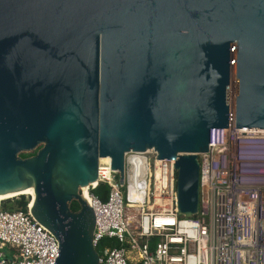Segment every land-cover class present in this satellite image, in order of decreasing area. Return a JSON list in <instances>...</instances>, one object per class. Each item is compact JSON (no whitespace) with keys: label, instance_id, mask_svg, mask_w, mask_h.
I'll return each instance as SVG.
<instances>
[{"label":"water","instance_id":"water-1","mask_svg":"<svg viewBox=\"0 0 264 264\" xmlns=\"http://www.w3.org/2000/svg\"><path fill=\"white\" fill-rule=\"evenodd\" d=\"M211 128H264V0H0V197L32 190L53 264H98V158L120 185L125 152L173 160L194 214Z\"/></svg>","mask_w":264,"mask_h":264},{"label":"built area","instance_id":"built-area-1","mask_svg":"<svg viewBox=\"0 0 264 264\" xmlns=\"http://www.w3.org/2000/svg\"><path fill=\"white\" fill-rule=\"evenodd\" d=\"M101 158L95 184L84 195L78 188L93 212L98 264H264V128H211L208 152L196 154L198 206L189 216L176 211L173 160L125 152L120 185ZM100 183L105 200L92 192ZM57 254L28 203L0 209V264H53Z\"/></svg>","mask_w":264,"mask_h":264},{"label":"trees","instance_id":"trees-1","mask_svg":"<svg viewBox=\"0 0 264 264\" xmlns=\"http://www.w3.org/2000/svg\"><path fill=\"white\" fill-rule=\"evenodd\" d=\"M33 153H34V151L31 153L22 152V153H19V155L21 157H25V156L31 155ZM92 192L94 194H96L100 200H105L106 193H107V186L105 184L100 183L95 187V189L92 190ZM28 201H29V195L19 194V195H16L14 197H11V198L0 200V209L25 211ZM69 208L71 210H76L77 209L76 202L71 201L69 203ZM110 243L113 245H116V243H114V242H110Z\"/></svg>","mask_w":264,"mask_h":264},{"label":"bare ground","instance_id":"bare-ground-1","mask_svg":"<svg viewBox=\"0 0 264 264\" xmlns=\"http://www.w3.org/2000/svg\"><path fill=\"white\" fill-rule=\"evenodd\" d=\"M101 159H104V160H106L107 158H101ZM84 190H85V187H84V186H83V187H81L82 195H84ZM22 193H24V194H27V195L31 196V195H32V190H31V189H27V190L23 191ZM13 195H17V194H13ZM13 195H9V196L0 197V200L4 199V198H6V197H11V196H13ZM29 205H30V204H29Z\"/></svg>","mask_w":264,"mask_h":264},{"label":"rangeland","instance_id":"rangeland-1","mask_svg":"<svg viewBox=\"0 0 264 264\" xmlns=\"http://www.w3.org/2000/svg\"><path fill=\"white\" fill-rule=\"evenodd\" d=\"M35 149H36V147H35L34 149H32V150L26 152V153H31V152L35 151ZM20 153H22V152H20Z\"/></svg>","mask_w":264,"mask_h":264}]
</instances>
